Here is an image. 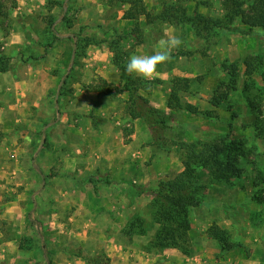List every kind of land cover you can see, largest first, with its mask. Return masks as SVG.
Here are the masks:
<instances>
[{
    "label": "rangeland",
    "instance_id": "374dc122",
    "mask_svg": "<svg viewBox=\"0 0 264 264\" xmlns=\"http://www.w3.org/2000/svg\"><path fill=\"white\" fill-rule=\"evenodd\" d=\"M251 2L252 0L249 4ZM116 4L118 5L116 0H0V89H4L6 94L12 95L14 91L23 94L25 86L20 84L24 82L18 79L23 76V73L35 66L55 67L57 69L53 71L54 76L59 77V73L61 74V79L59 78L58 81V83L61 81V86H58L57 91L54 89L49 93L48 101L52 103L54 109L56 105H59L60 114L62 109H71L72 107H67L75 101L73 85L82 83L84 73L101 77L96 72L104 65L105 69L102 71L105 73L109 69L119 70L112 62L113 52L110 48L118 38H120L119 46L122 48L121 39L124 41L127 36L113 31L111 11ZM131 12L133 13V9L126 15ZM78 28L81 29L80 32ZM180 29L184 35L188 34V38L190 35L193 38H190L188 43L184 42V47H181L174 55L186 57L188 60L200 58L198 60L201 63L195 64L199 74L188 79L190 80L189 91L179 92L173 98L183 106L194 108L197 114H191L185 110H169L168 112L158 110L151 107L149 101L145 99L149 107L157 112L155 116L150 114L148 118L163 120L165 127L161 131H151L143 119H139L145 124L148 132L140 137L141 140L139 139L143 153L140 151L138 157L134 156L131 159L140 160V164L145 165L142 172L143 177L147 179V188H156L160 183L176 179L184 171L185 155L180 147L181 144L212 142L220 144L221 141L226 140L237 142L245 150V157L240 158L238 162V166L243 169V174L241 177L231 178L228 184H216L207 170L200 167L195 169V184L201 191L199 205L188 211L189 256H184L174 249L159 251L149 247L148 244L157 228L152 223V214L149 209L154 195L149 191L144 197V200L146 199L144 209L136 211L132 218L125 221L126 224L121 230L123 236L121 238L126 244V249H122V253L126 252L128 258L134 260L135 264H264V138H257L259 131L264 132V42L255 43L251 41L255 39H250V36L263 37L264 31L255 29L254 32L257 35L241 34L243 39L227 38L224 33H216L209 42L205 43L202 39L195 37L192 31L189 33L186 30L189 28ZM66 35L69 36L63 37ZM87 41H91L90 44ZM67 48L74 55L70 63L60 57ZM96 52L100 53L97 61L94 57ZM101 55L106 58L103 65L99 63ZM245 61H249L251 65L250 73L245 67ZM204 62L209 64L207 70L206 67L203 70ZM223 65L237 67L234 90L226 89L227 85H230V76ZM65 72L66 74H63ZM99 80L102 79L99 78ZM139 80L138 94L141 91L148 93L159 86L161 90L169 91V99L173 79L169 82L160 79ZM16 83L19 87H16ZM124 85L125 83L118 89H122ZM103 86V82L95 86L82 83L79 89L82 92L93 93L94 89H105ZM110 86L109 89L114 93V85L110 84ZM223 94H227V98L220 100L218 106H214L216 98ZM120 95L126 97L122 113L125 115L123 120L127 121L120 127L124 134L123 142L128 143L133 128L131 121L134 120L128 113L130 94L125 92ZM5 97V100L9 99ZM78 105L87 106V103L83 100ZM7 107H0V143L6 132L8 135L9 133L13 135L24 129L25 133H21L22 137L27 136L26 133H32L31 123L38 115L37 109L35 112L29 109L32 116L28 118V128L24 127L27 123H18L24 127L21 128L15 125V121L11 122L6 117L8 116ZM42 112L43 115L45 112L48 113L45 108ZM92 112L88 115L70 113L69 118L82 122L89 120L93 127L98 128L105 120H101V117L95 116ZM2 118L5 121H1ZM45 118L46 121L42 119L39 135L42 139L45 138L42 144L44 150L50 152L53 150L52 137L60 136L59 121H55L56 117L54 120ZM20 140L22 143L26 141L24 138ZM55 144L59 146L58 143ZM57 149L61 150V148ZM67 149L62 148V151L65 152ZM81 150L82 158L87 160L91 156L88 145L82 146ZM200 150V147L196 148L197 153ZM36 158L38 157L30 156L25 160H18V165H22L21 168H23L27 163L34 164ZM16 159L17 152L9 149L5 151L1 161L10 165L15 164ZM59 172V170H53L51 176ZM11 177H15V174ZM82 179L89 183L92 181L90 179H93L94 184L98 181H102L105 185L110 184L106 175H99L97 172L85 175ZM94 189L96 190L97 186H94ZM23 190L24 188L20 187L17 189L21 193ZM128 190L132 202L136 196L140 197L145 192L140 191L141 187L135 186H130ZM29 217L30 214L27 216V222L30 221ZM135 217L144 221L145 234L135 233L131 237L124 235V228ZM85 220L87 219L79 221L84 232L87 230L86 225L91 227L92 224L91 222L83 224ZM108 221L107 217L100 218L96 224L103 228ZM18 223L16 219L8 217L3 219L0 208V264H16L17 255L21 257L18 259L20 261L18 264L29 262L32 264H112L108 254L110 252L89 248L92 243L88 242L89 245H84L81 243L84 241L80 238L85 236L71 233V230L63 234L61 240H65V247L62 251L53 250L52 236H50L51 242L45 244V247H48V258L45 259L39 241L32 240L35 234L20 232L22 225ZM212 226L227 232L230 244L235 247L228 249L219 242L209 239L207 232ZM49 230L52 228L47 227V231ZM79 230L80 228L76 231ZM8 243H12L13 246Z\"/></svg>",
    "mask_w": 264,
    "mask_h": 264
},
{
    "label": "crops",
    "instance_id": "0c3cea01",
    "mask_svg": "<svg viewBox=\"0 0 264 264\" xmlns=\"http://www.w3.org/2000/svg\"><path fill=\"white\" fill-rule=\"evenodd\" d=\"M140 1L144 5L146 12L152 16H158L162 13L164 3L171 5L177 2V0ZM242 1L245 2L246 7L251 0ZM181 4L189 17L193 16L196 11L201 15L215 19L221 18L225 14L221 0H183ZM131 9H133L131 2L126 1L116 4L111 11L113 31L127 36V39L122 40L121 43L122 49L128 54L127 61L132 55H151L157 50L158 40L164 31L168 30L179 36L183 43L178 49L173 51L171 59L167 63L158 66V75L149 81L160 79L169 82L174 78L192 79L194 78L192 77L193 75L199 74L196 71L195 64L201 63L198 60L200 58L188 60L186 57L174 55L176 51L184 47V42L188 43L193 36L190 35V38H188V34L184 35L180 27L168 25L158 19L147 23L143 15H139L137 21L126 19L124 16ZM137 23L141 29V38L138 44L135 43L137 40L134 36L130 37V32ZM233 27L238 31L229 34L224 33L227 38L243 39L241 34L247 28L238 19L234 21ZM186 30L190 33V30ZM256 37L250 36V39H255L251 41L255 43L264 42V37ZM99 54V52H96L94 56L96 61ZM73 56L67 48L63 54L61 53L60 57L70 63L72 58H74ZM99 60L100 65H103L106 58L101 55ZM208 65V63L204 62L203 70H205L204 67L207 70ZM198 66L201 68L200 65ZM35 67L23 73V76H20L22 79L18 78L21 82H24L20 84L25 86L23 87V94H19L17 91H14L12 95L6 94L4 89H0V103H2L0 107L8 106V116L6 117L11 122L15 121L16 124H14L16 126L19 125L18 123H27L24 127L28 128V118L32 116L29 109L32 112H35L36 109L38 110V115L33 118L35 120L31 123L32 133H26L27 136L22 137L21 135L25 133L24 129H22L24 131L21 130L18 133H13V135L9 133L10 136L6 132L7 134L0 143V208L2 218L8 217L19 221L18 224L22 225L20 232L35 234L32 240L35 242L38 240L41 248L51 242L50 236H52L53 250L59 249L62 251L65 247V240H61L63 239V234L65 232L67 234L68 230H71V233L80 234V236L84 235L85 237L80 238V240L84 241L81 243L89 245L88 242H91L92 244L89 248L110 252L108 254H110L112 264H135L134 260L128 258L126 252L122 253V249H126V244L121 238L123 237L121 230L126 224L125 221L132 218L136 211L143 210L146 204L144 197L148 194L147 179L143 177L142 172L145 165L143 163L140 164V160H134L131 157H138L140 151L142 152L143 148L139 139L148 132L147 127L139 119L132 120L133 128L128 138L129 142L124 143V134L120 125L127 121L123 120L125 115L122 113L124 100L126 99L125 95L113 98L95 92H82L79 89L82 83L95 86L100 82L108 85L112 84L118 88L126 83L129 75L117 69H109L105 73L102 71L105 69V65L96 72L101 77L84 73L81 79L82 83L73 85L75 101L67 107L72 108L68 110L62 109L60 114L59 105H56L54 109L52 103L48 101V95L52 90L54 91L55 89L57 91L58 86H61V81L58 83L59 78L61 79V74L59 73V77L54 76L53 71L57 69L55 67H44V65ZM63 74H66V72ZM131 76L136 79L146 80L135 75ZM99 78L102 80L98 81ZM15 85L19 87L18 83ZM162 90L159 86H156L148 93L141 91L139 95L143 99H147L151 107L168 112L169 91L167 89L166 91ZM5 96L9 99L5 100ZM83 100L87 103V106L78 105ZM43 108L48 113L45 112L43 115ZM90 112L97 117H101V120H105L103 125L95 128L90 124L89 120L82 122L75 120V118H69L70 113L88 115ZM40 117L41 120H39ZM45 117H47V120H54L56 117L55 121H59L58 131L60 136L52 137L54 139L52 141L53 150L50 152L44 150L42 144H44L45 138L43 137L42 139L39 135L41 122L42 119L46 121ZM1 121L5 120L2 118ZM20 138H24L26 141L22 143ZM55 143H58L59 146ZM86 145L91 151V156L87 160L82 158L83 149L81 150L82 146L86 147ZM57 148H61V150ZM62 148H68V151L63 152ZM9 149L17 152L15 164L8 165L1 161L5 151ZM30 156L32 158L37 156L38 158H36L34 164L27 163L21 168L22 165H18V162ZM53 170H59L60 172L51 176ZM93 172H97L99 175H106L110 184L105 185L102 181L94 184L95 181L93 179L91 183L82 179L85 175L88 176ZM12 174H15V177H11ZM94 186H97L96 190ZM130 186L141 187L142 190H145L140 197L136 196L133 202L128 190ZM19 187L24 188L22 193L17 191ZM28 214H30V221L27 222ZM106 217L107 219L109 218L106 226L103 228L99 227L96 224L97 220L100 218L105 219ZM84 219L87 220L83 224L92 223L91 227L86 225L87 230L85 232L81 229L82 226L79 223L80 220ZM47 227L52 228V230L47 231ZM78 228L80 230L77 232ZM24 229L25 231H23ZM8 244L13 246L12 243ZM84 245L82 246L84 247ZM19 258H21L19 255L15 257L17 259L15 261L16 264L20 262ZM28 264H32V262Z\"/></svg>",
    "mask_w": 264,
    "mask_h": 264
},
{
    "label": "trees",
    "instance_id": "16d2710c",
    "mask_svg": "<svg viewBox=\"0 0 264 264\" xmlns=\"http://www.w3.org/2000/svg\"><path fill=\"white\" fill-rule=\"evenodd\" d=\"M118 3L130 1L133 7V13L126 15V19L137 21L139 15L145 16L147 23L154 20H160L171 26L180 28H189L195 37L202 39L205 43L216 35V33H235L238 30L233 27L235 20H239L247 31H243V35H257L254 30L260 29L264 31V0H252L249 6L245 7V2L242 0H221L222 8L225 14L218 19H212L199 14L197 11L193 16H187L185 8L182 6L183 0H177L176 3L167 5L163 4V11L158 16L148 14L144 5L140 0H116ZM141 29L138 23L130 32V37L134 36L140 43L139 37ZM264 37V36H263ZM119 39L114 41L111 46L113 52V64L125 72L126 60L128 54L119 46ZM123 40V39H121ZM91 41H87L90 44ZM245 67L248 73L251 65L249 61H245ZM223 68L230 76V85H227V90H234L236 87L237 67L235 65H223ZM66 82H64L65 84ZM139 79L128 76V79L122 89L114 87L112 92L108 84H104L105 89L97 88L94 91L98 94L116 97L117 95L128 93L130 94V106L128 113L132 119H143L145 124L151 131L163 130L165 122L162 120L149 119V115L155 116L157 113L149 107L148 102L143 99L137 92ZM190 80L174 78L171 81L170 96L167 101V108L173 111L185 110L191 114H197V111L190 106H183L177 100H174L179 92H188L190 88ZM60 96V94H59ZM227 98V94H223L216 98L214 106H218L220 100ZM58 104V101H56ZM257 138H264V132L257 134ZM181 149L184 151L183 168L184 171L174 180L160 183L156 188L148 189L154 195V199L150 204L152 214V223L156 225V231L152 240L149 242V247L154 250L174 249L179 251L184 256L190 255L189 231L190 223L188 219V211L191 208L198 206L200 187L195 184V169L200 167L205 169L211 175L212 181L216 184H228L231 178L241 177L243 169L238 166L240 158L245 157V150L237 142H227L223 140L220 144L198 143V144H181ZM200 147L199 153L196 148ZM257 169V168H256ZM92 180V179H90ZM145 191V190H140ZM144 221L139 217H135L130 221L123 230L126 236H133L135 233L145 234L143 229ZM137 229H139L137 231ZM227 232L220 230L216 226L208 229L207 236L209 239L219 242L224 247L232 249L235 245H231ZM42 252L45 259L48 258L46 247L42 246ZM50 264V263H48Z\"/></svg>",
    "mask_w": 264,
    "mask_h": 264
},
{
    "label": "clouds",
    "instance_id": "9594fccd",
    "mask_svg": "<svg viewBox=\"0 0 264 264\" xmlns=\"http://www.w3.org/2000/svg\"><path fill=\"white\" fill-rule=\"evenodd\" d=\"M183 40L174 32L165 30L158 40V48L151 55H132L129 57L125 72L139 78L151 80L158 75V66L171 59L174 50L178 49Z\"/></svg>",
    "mask_w": 264,
    "mask_h": 264
}]
</instances>
